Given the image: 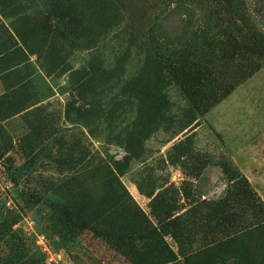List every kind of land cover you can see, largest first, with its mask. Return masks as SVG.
<instances>
[{
	"label": "rangeland",
	"instance_id": "obj_1",
	"mask_svg": "<svg viewBox=\"0 0 264 264\" xmlns=\"http://www.w3.org/2000/svg\"><path fill=\"white\" fill-rule=\"evenodd\" d=\"M232 19L0 0V264H264V208L207 218L239 183L264 207V56Z\"/></svg>",
	"mask_w": 264,
	"mask_h": 264
},
{
	"label": "trees",
	"instance_id": "obj_2",
	"mask_svg": "<svg viewBox=\"0 0 264 264\" xmlns=\"http://www.w3.org/2000/svg\"><path fill=\"white\" fill-rule=\"evenodd\" d=\"M222 4L225 11L232 14V20H229V24H231L232 27L235 28L238 32L235 34H230L228 36V43L231 45H234L235 47H240L244 45V47H248L251 49H257V51L260 53V55L264 56V32L258 29V26L255 24L254 21H251L250 18H248L245 13L243 12L245 9V0H217ZM241 28H245L246 32L243 34L241 31ZM195 36V35H194ZM193 36V37H194ZM194 42V41H193ZM230 94L228 91L225 95ZM239 187L237 190H235V194L233 196L234 199L229 198L222 206H217L216 209L212 210L210 213V216H207L208 219H213L214 221L218 222L221 220H226L228 214L235 217L237 215H245L248 211L250 214L253 215V217L258 218L260 215V209L264 208L262 206L261 201H257L255 199V193L253 191L245 186H241L240 183L238 185ZM237 198V199H236ZM233 202L231 206H239V209L234 211L228 210V201ZM237 203H240L239 205ZM220 215H223L221 218H219ZM240 217V216H238ZM237 217V218H238ZM231 218V217H230ZM235 219V218H234ZM236 220V219H235ZM223 223V222H222ZM262 226H264V217H262ZM225 224V223H224ZM227 231L231 230L230 227L226 228ZM225 229V230H226Z\"/></svg>",
	"mask_w": 264,
	"mask_h": 264
},
{
	"label": "crops",
	"instance_id": "obj_3",
	"mask_svg": "<svg viewBox=\"0 0 264 264\" xmlns=\"http://www.w3.org/2000/svg\"><path fill=\"white\" fill-rule=\"evenodd\" d=\"M264 229V228H263Z\"/></svg>",
	"mask_w": 264,
	"mask_h": 264
}]
</instances>
